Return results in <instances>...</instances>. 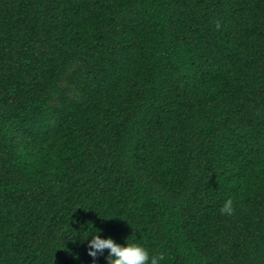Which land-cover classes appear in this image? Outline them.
<instances>
[{
  "label": "trees",
  "instance_id": "trees-1",
  "mask_svg": "<svg viewBox=\"0 0 264 264\" xmlns=\"http://www.w3.org/2000/svg\"><path fill=\"white\" fill-rule=\"evenodd\" d=\"M98 230L264 264V0H0V264Z\"/></svg>",
  "mask_w": 264,
  "mask_h": 264
},
{
  "label": "clouds",
  "instance_id": "clouds-1",
  "mask_svg": "<svg viewBox=\"0 0 264 264\" xmlns=\"http://www.w3.org/2000/svg\"><path fill=\"white\" fill-rule=\"evenodd\" d=\"M220 27L219 24L216 25ZM235 210V201L226 199L220 209L222 215L232 216ZM91 240H86L88 245V255L96 259L108 251L107 264H162L166 260L164 252H152L140 243L126 241L125 245H120L112 238H101L102 233L90 235Z\"/></svg>",
  "mask_w": 264,
  "mask_h": 264
}]
</instances>
